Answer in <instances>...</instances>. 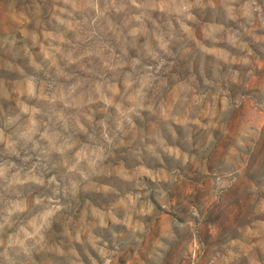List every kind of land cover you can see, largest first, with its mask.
Returning a JSON list of instances; mask_svg holds the SVG:
<instances>
[{"label":"clouds","instance_id":"obj_1","mask_svg":"<svg viewBox=\"0 0 264 264\" xmlns=\"http://www.w3.org/2000/svg\"><path fill=\"white\" fill-rule=\"evenodd\" d=\"M0 264H264V0H0Z\"/></svg>","mask_w":264,"mask_h":264}]
</instances>
